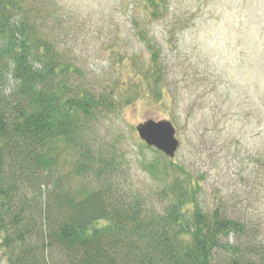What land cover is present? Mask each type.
I'll return each mask as SVG.
<instances>
[{"label":"trees","instance_id":"trees-1","mask_svg":"<svg viewBox=\"0 0 264 264\" xmlns=\"http://www.w3.org/2000/svg\"><path fill=\"white\" fill-rule=\"evenodd\" d=\"M168 1L130 3L158 21ZM54 12L55 0H0V260L264 264V223L218 196L204 204L201 180L145 143L153 158L139 168L155 185L133 184L128 152L98 132L117 109L112 89L87 85L56 39ZM136 36L149 53L142 81L160 100L166 64Z\"/></svg>","mask_w":264,"mask_h":264},{"label":"rangeland","instance_id":"rangeland-1","mask_svg":"<svg viewBox=\"0 0 264 264\" xmlns=\"http://www.w3.org/2000/svg\"><path fill=\"white\" fill-rule=\"evenodd\" d=\"M55 5L61 48L87 85L112 89L117 109L98 132L128 152L133 184L155 185L140 171L153 154L135 127L167 120L179 142L173 160L201 180V201L218 196L238 217L264 223V0H169L167 19L158 21L130 0ZM138 33L167 67L160 100L142 81L149 53Z\"/></svg>","mask_w":264,"mask_h":264},{"label":"water","instance_id":"water-1","mask_svg":"<svg viewBox=\"0 0 264 264\" xmlns=\"http://www.w3.org/2000/svg\"><path fill=\"white\" fill-rule=\"evenodd\" d=\"M138 138L148 147H152L169 159L174 158L179 147L175 138V130L167 120H147L135 127Z\"/></svg>","mask_w":264,"mask_h":264}]
</instances>
